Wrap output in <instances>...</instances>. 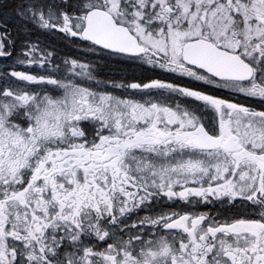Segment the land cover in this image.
Wrapping results in <instances>:
<instances>
[{
    "label": "snow or ice",
    "instance_id": "obj_1",
    "mask_svg": "<svg viewBox=\"0 0 264 264\" xmlns=\"http://www.w3.org/2000/svg\"><path fill=\"white\" fill-rule=\"evenodd\" d=\"M0 264H264V0H0Z\"/></svg>",
    "mask_w": 264,
    "mask_h": 264
}]
</instances>
